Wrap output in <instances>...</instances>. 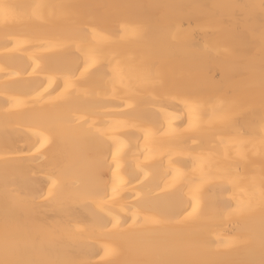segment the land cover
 <instances>
[{
  "label": "bare ground",
  "instance_id": "1",
  "mask_svg": "<svg viewBox=\"0 0 264 264\" xmlns=\"http://www.w3.org/2000/svg\"><path fill=\"white\" fill-rule=\"evenodd\" d=\"M0 264H264V0H0Z\"/></svg>",
  "mask_w": 264,
  "mask_h": 264
}]
</instances>
